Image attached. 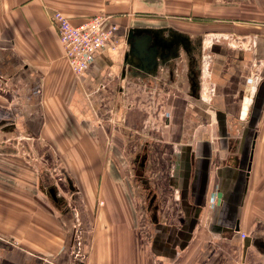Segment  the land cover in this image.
Instances as JSON below:
<instances>
[{"label": "crops", "instance_id": "0c3cea01", "mask_svg": "<svg viewBox=\"0 0 264 264\" xmlns=\"http://www.w3.org/2000/svg\"><path fill=\"white\" fill-rule=\"evenodd\" d=\"M55 11L117 27L80 77ZM129 81L169 86L164 154L181 146L175 215L146 232ZM0 84V132L40 150L0 151V264H264V0H0Z\"/></svg>", "mask_w": 264, "mask_h": 264}, {"label": "rangeland", "instance_id": "374dc122", "mask_svg": "<svg viewBox=\"0 0 264 264\" xmlns=\"http://www.w3.org/2000/svg\"><path fill=\"white\" fill-rule=\"evenodd\" d=\"M133 99L137 100L135 93L131 95V101ZM150 100H148V102L142 100V104H139V106L134 105L131 107L133 109L126 117V122H124L127 127L126 131L129 132L128 138L132 141L133 147L137 146L138 153L137 156L135 154L136 157H132V154L131 156L129 155V160L126 165H128L131 171L132 182L137 190L139 189L141 191V193L139 192V209H141L142 214L150 220L149 226L152 224L151 218H153V221L154 219L155 221L157 219L158 221L162 219L165 220L166 214L169 213L174 216L175 214H173V212L174 209H176L174 204V190L171 183L172 178L169 175L171 173L169 171L172 168L171 160L174 154H164L166 148L168 151H171L168 149L170 146L168 144L164 145L162 140L164 139L163 133L156 131L160 121H156L158 119L153 113L155 105H152ZM148 120H150V122H148ZM154 121H156L155 124H153ZM147 124L154 129L148 127L145 128V125ZM15 135H4L0 132V151H20V147L23 144L20 143V140L23 141L24 139L22 138L25 137V148L23 149L40 152L35 140L28 142L30 139L26 138V136ZM40 149L44 151L45 147L41 145ZM35 162L39 164L43 172L50 176L51 182H54V185L57 190H59L60 194H65V196H67L64 200L66 199L70 201L71 199L73 201L74 198L72 199L70 192L65 190L66 185L73 183V180L70 175L66 174L64 165L57 159L52 163V159L49 160L42 157L36 159ZM135 172L139 174L137 177H135ZM153 196L157 197L158 201L151 207L150 204L152 202L150 203V199ZM148 197H150L149 201L145 202V198L147 199ZM73 209L76 210L74 218L76 219V222L80 223L79 210L75 207ZM141 225L143 232H146V229L149 231V226L147 227L146 223L143 222Z\"/></svg>", "mask_w": 264, "mask_h": 264}, {"label": "built area", "instance_id": "2783aa9c", "mask_svg": "<svg viewBox=\"0 0 264 264\" xmlns=\"http://www.w3.org/2000/svg\"><path fill=\"white\" fill-rule=\"evenodd\" d=\"M106 19L107 18L104 15H95L89 17L80 24H74L71 19L61 11H55L52 14V22L57 27L65 58L68 60L76 77H80L86 72L90 64L93 62L95 55L111 40L112 34L117 27L106 30L104 28ZM2 86L3 85L0 84V93L4 91V87ZM163 87L164 88L161 90L151 89L142 83L133 81L127 82L124 86L125 98L126 101L129 102L130 108L134 105L139 106V104H142V100L148 102V100L152 99L150 100L151 104L155 105L153 113L158 119L156 121H160L156 130L157 132H161L163 125L168 123L170 119L168 110L166 109L168 96L166 90L169 86L164 85ZM133 93H135L137 100L133 99L131 101V95ZM156 121H154L153 124H155ZM148 122H150V120H148ZM147 127L154 129L153 127H149L148 124L145 125V128ZM180 148L181 146H173L174 155L171 160L172 168L169 171L171 172V178L175 174L174 168H176L178 162L175 159V156L178 154L177 152L180 151ZM143 222L146 223V226L148 227L150 220L143 215ZM76 224L77 226L80 225L79 222ZM78 244L81 245V240H79Z\"/></svg>", "mask_w": 264, "mask_h": 264}, {"label": "water", "instance_id": "95a60500", "mask_svg": "<svg viewBox=\"0 0 264 264\" xmlns=\"http://www.w3.org/2000/svg\"><path fill=\"white\" fill-rule=\"evenodd\" d=\"M155 49V48H154ZM155 51H157V49H155ZM155 53H157L158 54V52H155ZM151 56V55H150Z\"/></svg>", "mask_w": 264, "mask_h": 264}]
</instances>
